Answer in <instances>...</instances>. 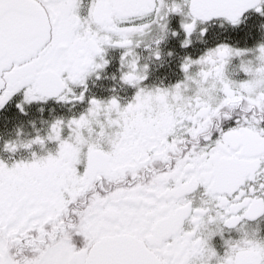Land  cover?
<instances>
[{"label": "snow or ice", "instance_id": "1", "mask_svg": "<svg viewBox=\"0 0 264 264\" xmlns=\"http://www.w3.org/2000/svg\"><path fill=\"white\" fill-rule=\"evenodd\" d=\"M10 107L0 264H264V0H0Z\"/></svg>", "mask_w": 264, "mask_h": 264}, {"label": "flooded vegetation", "instance_id": "2", "mask_svg": "<svg viewBox=\"0 0 264 264\" xmlns=\"http://www.w3.org/2000/svg\"><path fill=\"white\" fill-rule=\"evenodd\" d=\"M3 115H5V113L0 114V137L8 138L10 136V134H8L10 133V130H11L10 128L13 129V126H14V129H15L17 124H19L21 121H24L26 123L27 120L35 118L37 116V113L35 109H31L30 115L28 117H23V116L18 115L17 110L14 108V111L11 114L12 117H6ZM12 122H14L13 123L14 125L11 126ZM26 127L28 131H31L30 127H28L27 125ZM25 154L29 156V153L23 152V151L18 153L16 156L20 158V157H24Z\"/></svg>", "mask_w": 264, "mask_h": 264}, {"label": "rangeland", "instance_id": "3", "mask_svg": "<svg viewBox=\"0 0 264 264\" xmlns=\"http://www.w3.org/2000/svg\"><path fill=\"white\" fill-rule=\"evenodd\" d=\"M13 111H14V107H10V108H9V111L5 112V115H3V116H6V117H12L11 114H12ZM9 112H10V113H9ZM13 123H14V122H12L11 126L14 125ZM10 129H11V130H10ZM10 129H9V130H10V133H8V134L11 135V134L14 133V126H13V129H12V128H10ZM5 139H6V138H5ZM2 142H3V141H0V144H2ZM4 155H7V154H4ZM27 156H28L27 154L24 155V157H27ZM16 158H19V157L16 156Z\"/></svg>", "mask_w": 264, "mask_h": 264}]
</instances>
